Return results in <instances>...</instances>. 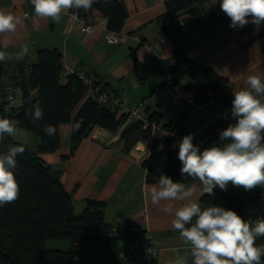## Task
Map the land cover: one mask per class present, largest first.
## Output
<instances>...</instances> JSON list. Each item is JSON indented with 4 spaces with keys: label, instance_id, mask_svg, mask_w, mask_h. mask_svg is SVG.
Here are the masks:
<instances>
[{
    "label": "crops",
    "instance_id": "0c3cea01",
    "mask_svg": "<svg viewBox=\"0 0 264 264\" xmlns=\"http://www.w3.org/2000/svg\"><path fill=\"white\" fill-rule=\"evenodd\" d=\"M121 1L128 14L119 32L121 41L112 44L108 41V34L112 31L107 28V18L98 10L89 11L94 26L91 32H86L84 22L73 13V9L67 10L59 23L48 19L35 21L30 0H0V8L24 18L23 25L18 26L15 33L0 38V50L14 53L24 44L29 45V53L23 60L0 62L4 77L2 92L5 93V87L12 86V79L20 67L25 74L29 73L39 49L55 48L62 54L63 84L71 70L91 77L114 90L130 108H137L145 121L152 112L159 111L166 120L180 121L186 127L181 140L190 134L188 130L194 129L202 147H210L207 142L212 141L205 138V129L222 119L235 123L231 110L215 99L207 103L211 107L209 113L192 112L188 107L170 108L163 91L168 68L173 63V44L169 36L162 34V28L165 24L177 25V20L182 16L186 18V15H163L167 0ZM203 7L208 14L225 15L220 9V0H207ZM230 23L217 21L208 26L199 25L186 29L179 36L189 57L212 66L230 81L232 91H236L247 87L249 75H264V24L257 30L251 23L243 28H232ZM181 82L187 84L188 80ZM10 93L13 95V100H8L10 105L19 106L20 88L13 86ZM5 94L0 101L7 100V92ZM11 120L16 124L14 119ZM16 129L12 137L28 150L37 152L39 137L17 125ZM72 132L71 123H60L58 149L40 156L53 170L60 171V180L72 196L74 212L80 213L87 199L103 202L104 220L111 229L84 252L71 257L69 264H125L118 257L119 250L143 234L154 239L160 253L150 263L142 264H169L178 256L186 255L188 245L172 228L173 216L162 210L169 202L151 203L150 189L158 182H146L143 161L150 153L153 135L139 140L125 153L119 131L111 133L94 127L73 153L64 158L63 155L70 153ZM153 134L167 135L168 132L154 124ZM197 139L193 140L196 145ZM187 185L196 187L191 199L199 202L203 193L198 182L192 180ZM171 203L179 207L184 202ZM68 243L67 248L52 241L47 244L66 250L70 247Z\"/></svg>",
    "mask_w": 264,
    "mask_h": 264
},
{
    "label": "trees",
    "instance_id": "16d2710c",
    "mask_svg": "<svg viewBox=\"0 0 264 264\" xmlns=\"http://www.w3.org/2000/svg\"><path fill=\"white\" fill-rule=\"evenodd\" d=\"M206 1L165 2L163 15H186L184 25L165 24L162 28V34L169 36L173 44V63L168 68V76L177 82L188 80L184 85L198 92L197 100L208 103L215 99L231 110L234 97L230 81L219 75L212 66L196 62L181 46L182 37L179 34L186 29L208 26L217 21L231 22L226 14L218 17L215 13H206L203 7ZM94 9L107 18L108 30H122L128 13L121 0H109L108 3L98 0L89 11ZM77 12L83 14L85 11L81 9ZM61 73V52L55 48L39 49L29 73L25 74L20 67L12 79L11 87L21 90V104L13 107L6 99L0 101V117L14 119L18 127L34 133L40 141L37 152H32L12 136L0 139V152H6L13 145L25 148L18 156L15 170L20 185L19 199L0 207V264H69L71 257L84 252L111 229L104 220L103 202L87 199L85 208L80 213L74 212L72 196L60 180V171L53 170L40 156L41 153L58 149L60 123L69 122L73 126L70 153L63 155L64 158L73 153L94 127L111 133L119 131L125 153L139 140L153 135L150 153L143 161L146 182H158L162 174L186 185L192 181L180 173L179 143L186 129L180 121L166 120L159 111L152 112L146 124L143 119L117 115L110 105L86 97L88 86L83 84L76 72L70 73L64 84ZM103 87L107 88L104 84ZM5 95L2 92L0 98ZM36 103L43 109L44 118L33 124L31 118L25 116V110ZM153 122L168 134H153ZM45 124L56 127L54 136L44 134L42 129ZM229 124V120L222 119L210 125L204 131L205 138L209 141L219 139L220 132ZM199 203L202 207L216 205L234 210L246 220L264 218V188L259 186L251 191L231 184L226 191L217 187L214 195L202 194ZM50 239L68 240L70 247L66 250L49 248L47 241ZM257 243L264 244V237L259 238Z\"/></svg>",
    "mask_w": 264,
    "mask_h": 264
},
{
    "label": "clouds",
    "instance_id": "9594fccd",
    "mask_svg": "<svg viewBox=\"0 0 264 264\" xmlns=\"http://www.w3.org/2000/svg\"><path fill=\"white\" fill-rule=\"evenodd\" d=\"M98 0H30L35 21L48 19L59 23L67 10L89 11ZM109 0H105L108 3ZM220 9L230 18V27L243 28L249 23L258 30L264 24V0H220ZM24 18L0 8V38L16 32ZM29 53L24 44L19 51L0 50V62L23 60ZM247 87L233 91L230 123L219 134L220 145L200 150L193 143L194 134L185 135L179 143L178 159L182 176L197 181L203 194L214 195V189L226 191L228 185L251 191L264 188V75H249ZM25 116L36 124L43 120L44 111L39 103L25 110ZM37 126H39L37 124ZM16 124L0 117V139L16 133ZM47 136H54L56 127L43 126ZM25 151L22 145H13L0 152V207L14 203L20 196V185L15 170L18 156ZM195 186L173 181L161 175L150 189L153 205L169 203L163 211L173 216L172 228L188 245L186 255L178 256L169 264H264V218L246 220L236 211L221 206L202 207L191 199ZM174 201L184 202L176 207Z\"/></svg>",
    "mask_w": 264,
    "mask_h": 264
},
{
    "label": "built area",
    "instance_id": "2783aa9c",
    "mask_svg": "<svg viewBox=\"0 0 264 264\" xmlns=\"http://www.w3.org/2000/svg\"><path fill=\"white\" fill-rule=\"evenodd\" d=\"M73 13L79 16L84 22V30L91 32L94 23L92 17L89 15V11L79 14L75 9ZM186 18L180 17L177 20L178 25H184ZM122 37L119 32H110L108 34V41L112 44H117L121 41ZM74 71L71 70L70 73ZM84 85L88 86L86 97L93 98L99 103L108 104L111 109L117 115L126 114L129 119H143L139 114L137 108H130L126 101L121 99L114 90L104 88L102 83L97 82L91 77L81 76ZM11 86L5 87V93L7 92V100L10 102L13 100ZM163 91L167 99L168 106L170 108L188 107L190 111L196 113H209L211 107L206 103L197 100L198 92L194 88L186 87L182 82L174 81L169 76L166 77L163 84ZM208 93L211 90H207ZM144 120V119H143ZM147 121H145V124ZM155 123H151L152 127ZM145 127V126H144ZM160 253V248L156 245L154 239L148 234H143L128 243H126L118 252L119 259L125 264H142L150 263Z\"/></svg>",
    "mask_w": 264,
    "mask_h": 264
},
{
    "label": "rangeland",
    "instance_id": "374dc122",
    "mask_svg": "<svg viewBox=\"0 0 264 264\" xmlns=\"http://www.w3.org/2000/svg\"><path fill=\"white\" fill-rule=\"evenodd\" d=\"M187 133H192V134H194V139H197L198 138V135H197V133H196V131L194 130V129H190V130H188L187 131ZM198 141H197V145H199V147H200V150L201 151H203L204 150V148L202 147V141L201 140H199V139H197ZM207 143H209V145H213L214 143L215 144H217V145H220L221 144V141H220V139H217V140H215V141H212V142H207ZM210 146V147H211ZM49 241H52V243L54 242V243H57L58 245H60V247H62V248H67V245H69V243H68V241L67 240H48V242ZM47 242V243H48ZM47 246L49 247V248H52L51 246H49L48 244H47Z\"/></svg>",
    "mask_w": 264,
    "mask_h": 264
},
{
    "label": "water",
    "instance_id": "95a60500",
    "mask_svg": "<svg viewBox=\"0 0 264 264\" xmlns=\"http://www.w3.org/2000/svg\"><path fill=\"white\" fill-rule=\"evenodd\" d=\"M3 82H4V77L2 76V69L0 65V93L2 94L3 91Z\"/></svg>",
    "mask_w": 264,
    "mask_h": 264
}]
</instances>
